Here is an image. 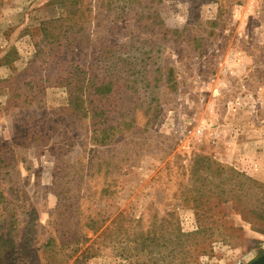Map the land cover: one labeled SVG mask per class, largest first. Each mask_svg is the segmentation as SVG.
I'll return each instance as SVG.
<instances>
[{
    "label": "rangeland",
    "instance_id": "obj_1",
    "mask_svg": "<svg viewBox=\"0 0 264 264\" xmlns=\"http://www.w3.org/2000/svg\"><path fill=\"white\" fill-rule=\"evenodd\" d=\"M0 194V264L262 254L264 0H0Z\"/></svg>",
    "mask_w": 264,
    "mask_h": 264
},
{
    "label": "trees",
    "instance_id": "obj_2",
    "mask_svg": "<svg viewBox=\"0 0 264 264\" xmlns=\"http://www.w3.org/2000/svg\"><path fill=\"white\" fill-rule=\"evenodd\" d=\"M68 1V2H67ZM77 2H78V0H74V1H69V0H58V3H59V5H61V6H67L68 5V3L69 4H71V5H73V4H77ZM98 91V90H97ZM79 101V100H78ZM79 103V102H78ZM79 107V106H78ZM200 158V157H199ZM199 163H200V166L201 167H204L205 169H208V167H210L211 166V164L209 163V160H207L206 158H203V157H201V159H199V161H198ZM196 168H195V172H196ZM197 173V172H196ZM4 202H3V201ZM0 201H1V204L3 203V205H5L6 206V208L8 207V204H7V202H6V200H4V198H3V196H1V194H0ZM14 212L13 211H11V214H10V218L13 220L15 217H14ZM259 216H261L262 214H258ZM264 215V214H263ZM10 224H11V220H10ZM229 239H230V237H229ZM2 241L3 242H7V238H2V237H0V245L2 244ZM53 239H50L46 244H45V247H50L51 245H52V243H53ZM4 250H0V256H1V258H4V256L5 257H7V253L6 254H4ZM73 253H75V250L73 251ZM80 255L81 256H84V253L83 252H81L80 253Z\"/></svg>",
    "mask_w": 264,
    "mask_h": 264
},
{
    "label": "water",
    "instance_id": "obj_3",
    "mask_svg": "<svg viewBox=\"0 0 264 264\" xmlns=\"http://www.w3.org/2000/svg\"><path fill=\"white\" fill-rule=\"evenodd\" d=\"M246 264H264V252Z\"/></svg>",
    "mask_w": 264,
    "mask_h": 264
}]
</instances>
